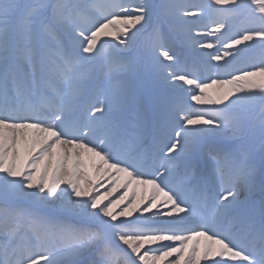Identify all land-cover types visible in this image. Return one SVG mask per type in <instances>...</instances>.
<instances>
[{
	"label": "snow or ice",
	"instance_id": "1",
	"mask_svg": "<svg viewBox=\"0 0 264 264\" xmlns=\"http://www.w3.org/2000/svg\"><path fill=\"white\" fill-rule=\"evenodd\" d=\"M202 261L264 264V0H0V264Z\"/></svg>",
	"mask_w": 264,
	"mask_h": 264
},
{
	"label": "rangeland",
	"instance_id": "2",
	"mask_svg": "<svg viewBox=\"0 0 264 264\" xmlns=\"http://www.w3.org/2000/svg\"><path fill=\"white\" fill-rule=\"evenodd\" d=\"M190 2H199V0H190ZM195 31V29H194ZM200 31H203V29H200ZM178 51L180 54H182L183 57L187 58L189 60V62L191 63V61L195 58L196 53L184 48V47H178ZM214 51V49H213ZM104 183V182H102ZM99 188L100 193L102 194L106 188L105 187H101V186H97ZM124 192V189H119L117 192L113 193V196L110 197V199H118L120 195H122ZM130 198H131V194H129ZM105 203H107V201H105ZM124 205H121V207H123ZM141 207H143V205H141ZM117 211H119V208L117 209ZM153 211H155V209H153ZM138 213H133V217L135 215H137ZM145 215H148L147 213H145ZM170 259H175V257H172Z\"/></svg>",
	"mask_w": 264,
	"mask_h": 264
},
{
	"label": "bare ground",
	"instance_id": "3",
	"mask_svg": "<svg viewBox=\"0 0 264 264\" xmlns=\"http://www.w3.org/2000/svg\"><path fill=\"white\" fill-rule=\"evenodd\" d=\"M201 264H204V262L202 261Z\"/></svg>",
	"mask_w": 264,
	"mask_h": 264
}]
</instances>
